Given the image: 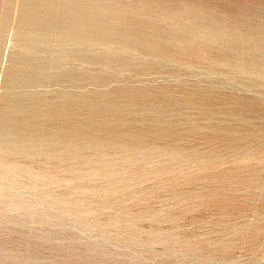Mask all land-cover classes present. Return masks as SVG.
Wrapping results in <instances>:
<instances>
[{"label":"rangeland","instance_id":"1","mask_svg":"<svg viewBox=\"0 0 264 264\" xmlns=\"http://www.w3.org/2000/svg\"><path fill=\"white\" fill-rule=\"evenodd\" d=\"M0 264H264V0H0Z\"/></svg>","mask_w":264,"mask_h":264}]
</instances>
